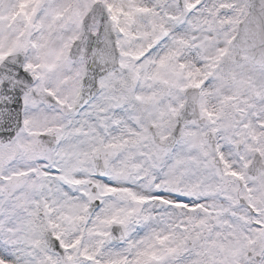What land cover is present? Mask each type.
Instances as JSON below:
<instances>
[{"label": "snow or ice", "instance_id": "1", "mask_svg": "<svg viewBox=\"0 0 264 264\" xmlns=\"http://www.w3.org/2000/svg\"><path fill=\"white\" fill-rule=\"evenodd\" d=\"M0 264H264V0H0Z\"/></svg>", "mask_w": 264, "mask_h": 264}]
</instances>
